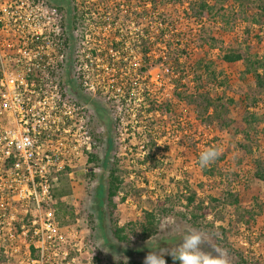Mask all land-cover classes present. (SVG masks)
<instances>
[{
	"label": "rangeland",
	"instance_id": "374dc122",
	"mask_svg": "<svg viewBox=\"0 0 264 264\" xmlns=\"http://www.w3.org/2000/svg\"><path fill=\"white\" fill-rule=\"evenodd\" d=\"M106 1H111V7L123 4L122 0ZM171 1L165 8L173 12L165 16L169 23L165 34L159 36L155 21L148 31L155 42L151 48L153 67L148 72V90L161 104L169 103L174 113L160 110L138 121L128 110L119 115L117 103H105L103 98L102 106L109 113L103 119L97 116L90 120L99 160L92 161V154L89 159L83 158L77 167L62 173L55 188V191L57 188L68 191L60 199L62 212L74 213L73 217L68 215L67 223L79 228L82 244L88 243L84 248L88 252L81 258L95 253L94 264H144L150 251L175 247L185 231L193 228L208 235L209 240L203 245L205 251L223 250L228 264L240 263L233 248L243 252L249 261L253 258L258 264H264V177H259L260 174L264 176V86L258 84L254 73L245 72L242 62L230 63L223 59L228 50L242 52L252 62L257 57L264 59V0H208L214 5L213 13H208L200 22L187 19L185 14L190 2L198 4L201 0H183L178 5ZM130 2L137 4L140 0ZM96 13L99 20V11ZM110 16L116 17L113 12ZM133 18L122 29H118L123 22L120 17L116 27L111 24L106 29L95 27L94 30L96 34H105L112 39L123 33L127 46L125 54L137 60L138 51L133 46V39L150 21L143 19L138 25ZM175 54L180 58L178 70L173 63ZM163 55L167 56L169 70L164 69L168 64L164 63ZM181 70L188 73L182 83L177 82ZM194 71L201 75L199 81L205 86L202 90L209 88L212 94L222 96L226 105H231L232 120L246 116L251 121L245 124L243 131L235 122L231 128H222L217 122L200 123L187 104L176 97V93L184 95L196 88L198 79L194 81ZM136 81L143 83L144 80ZM141 101L139 99L136 105ZM149 129L154 130L149 133L156 141L154 147L146 146L150 139L149 134L147 136ZM206 147L221 150L218 159L207 168L214 169L215 173L223 168V172L233 174L241 205L259 211L253 228L247 229L240 223L243 233L228 232V241L223 237V228L230 229L231 222L238 225L239 221L233 207L222 206L218 219L210 215L203 225H195L185 205V197L192 190L198 193L199 199L205 200L209 194L217 193L212 185L220 175L217 173L212 177L198 164L199 153ZM147 154L152 158L144 163ZM116 158H125L134 168L115 197L114 216L119 218V225H125L130 217L138 216L142 210L160 207L167 210L160 217L157 234L151 237L139 239L128 229L133 240L124 243L112 233L108 181L109 169ZM165 259L166 264H173L170 255H165Z\"/></svg>",
	"mask_w": 264,
	"mask_h": 264
},
{
	"label": "built area",
	"instance_id": "2783aa9c",
	"mask_svg": "<svg viewBox=\"0 0 264 264\" xmlns=\"http://www.w3.org/2000/svg\"><path fill=\"white\" fill-rule=\"evenodd\" d=\"M68 1L97 2L99 20L95 12L89 26L78 21L70 30L54 0H0V264H94L95 253L81 258L88 243L79 228L56 215L55 188L95 153L96 102L114 101L119 115L135 119L153 115L149 71L136 73L141 49L133 41L134 60L126 44L111 46L123 33L112 39L94 30L111 26V1Z\"/></svg>",
	"mask_w": 264,
	"mask_h": 264
},
{
	"label": "trees",
	"instance_id": "16d2710c",
	"mask_svg": "<svg viewBox=\"0 0 264 264\" xmlns=\"http://www.w3.org/2000/svg\"><path fill=\"white\" fill-rule=\"evenodd\" d=\"M54 1L58 3L57 5L61 10L69 14V16L66 17V20L68 23V28L70 30H72V28L76 26L78 21L81 24L82 28H86L87 26H89L91 17H93V13H95L99 8L97 2H83L80 3V5H73L68 0ZM124 1L125 2L123 4H116L115 6H112L113 8L111 7V11L115 13L116 16L111 21V23L115 27L120 17H123V22L118 29H122L124 25L131 21L130 18L132 16H134L132 21L136 22V24L138 25H140L143 19L150 21L148 25L144 26L143 29H141L143 33L141 31V34L134 40V45L142 51L141 67L138 68L136 73L144 74L147 73L153 66L152 58L148 55L151 51L152 46L155 45V42H152V35L148 33L150 26L152 25V22L155 21V23L158 24V31H160L159 36L164 35L165 30L169 27V23H167L165 19L167 17L165 16H170L171 14H173V12L172 10L165 9L166 6L170 3L169 0H143V2L140 0V2L137 4H132L130 0ZM181 2H183V0L171 1V3L176 5ZM188 5L189 7L185 14L187 19L192 20L194 18L199 22L208 13H213L214 10V5L208 0H201L198 4L190 2ZM72 13H74V15H72ZM171 29L173 28L171 27ZM175 30L177 29L175 28ZM169 45L172 46L173 44L169 42ZM111 46H113V48L115 49H121V47L125 46V40L122 38L120 41H113ZM159 59H157L156 61H158ZM223 59L226 62L230 63L242 62L245 66V72L254 73L258 84L261 87L264 86L263 58L260 59L259 57H257L256 60L252 62V59L245 57L242 52L228 50L224 53ZM167 60L168 59L166 58L164 60V63L169 64V61ZM173 63L175 69L178 70L179 68H181L180 58L177 54H175L173 58ZM181 71L182 75H180V81L177 82L182 83L183 79L185 80L188 77V73L186 72V70ZM200 78L201 75L197 74V71H194V81L195 79H198V82L195 86L196 88L184 95L180 92L176 93V97H178L180 101H184L187 104L188 108H190L191 110V113L194 114V117L200 123L208 125L213 122H217L222 128H231L233 126V122H235L239 129L243 131L245 129V124L250 123L251 121H249L246 116H242L241 119L232 120V118L230 117L231 105H226L223 101V97L212 94L209 88L207 90H202L205 86H201L203 84L200 83ZM95 106L98 117L103 119V116L108 114V112L103 108L101 104H99V102H96ZM160 110H162L163 112H167V110H169L171 111L170 114L174 113L170 109L169 103L166 102L161 104L156 96L150 97L148 99L147 111L156 113ZM142 117L143 116L140 112L137 120H141ZM150 131L154 130L149 129V131H147V136L149 133H151ZM151 136L152 135L149 134L150 139L148 140L149 142L146 143V146L148 147H154L156 145V141ZM144 158V163H148L151 160L150 158H152V155L147 154ZM91 159L92 161H98L99 156L97 155V153H94ZM204 169L206 170V172H208V174H211L212 177H215L217 173L218 175H220L219 179L214 180L212 185V187L217 190V193L214 195L209 194L208 200H205V198L199 199L198 193L195 190H192V192L185 197V205L190 210V220L195 225H203L204 222L207 221L208 216L214 215L216 219H218L220 217L219 213H222L220 208L225 205H230L235 209L236 212H238L239 221L238 225L231 222L230 229L223 228L224 239L228 241V232H236V234H242L243 232L241 231L240 223L246 225L247 229L253 228L255 216L259 213V211L257 210V212L256 209H253L252 207H243L241 205L239 199L240 195L239 192H237L238 190H236L235 176H233V174H227L228 172H223V168L219 169L217 173H215L214 169L211 168L210 170L209 168ZM132 171H134V168L130 166V163L126 161L125 158H116L109 169L108 201L110 205L112 233L116 239L124 243H131L133 240L129 236L128 229H130L132 235L138 237L139 239H146L154 234H157L160 227V217L162 213L164 214L167 212V210L163 209L162 207L157 208V210H142V212L138 216L130 217L125 225H119V218L114 216L116 206L115 197L123 188L126 176H129ZM259 177L264 176L260 174ZM67 194L68 191L65 188H57V190L54 192L53 208L55 209L56 215L63 223L68 222L69 216H74V213L72 211L70 213L62 212L64 209H62L63 204L60 199ZM126 197L127 194L124 195L122 199L125 200ZM161 204H164V202ZM233 250L237 253L240 259L239 264H258V261L253 260V258L249 261L248 257L238 248H233Z\"/></svg>",
	"mask_w": 264,
	"mask_h": 264
},
{
	"label": "clouds",
	"instance_id": "9594fccd",
	"mask_svg": "<svg viewBox=\"0 0 264 264\" xmlns=\"http://www.w3.org/2000/svg\"><path fill=\"white\" fill-rule=\"evenodd\" d=\"M221 155L216 147H206L199 153L198 164L203 168L209 167ZM209 240L206 233L198 229L186 230L181 241L171 248H159L150 251L144 258V264H166L165 255H170L173 264H228L223 250L216 248L205 251L203 245Z\"/></svg>",
	"mask_w": 264,
	"mask_h": 264
}]
</instances>
